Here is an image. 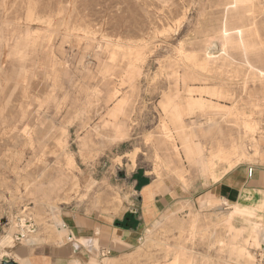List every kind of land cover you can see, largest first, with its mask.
Returning a JSON list of instances; mask_svg holds the SVG:
<instances>
[{
    "label": "rangeland",
    "instance_id": "obj_1",
    "mask_svg": "<svg viewBox=\"0 0 264 264\" xmlns=\"http://www.w3.org/2000/svg\"><path fill=\"white\" fill-rule=\"evenodd\" d=\"M225 1L0 0V258L32 264L35 255L65 244L71 217L116 226L131 214L138 226L142 188L153 182L152 190H173L185 210L155 218L141 230L139 243L121 254L95 241V255L87 248L90 257L64 264H175L178 255V264H258L264 209L226 210L209 199L202 203L210 207L197 208L193 202L227 173L264 166V74L242 66L219 74L225 68L216 41L220 28L240 25L238 11L226 15ZM245 7L249 59L264 73V0ZM205 47L219 73L181 53L204 57ZM175 69L193 76L187 81L192 94L176 85ZM179 96L187 105L183 112ZM121 102L126 115L116 117ZM210 114L251 123L249 130L232 123L236 129L224 128L246 148L240 162L230 159L232 167L214 151L223 136L203 125ZM115 123L124 140L115 141ZM166 134L167 147H160L157 139ZM230 143L227 137L224 145ZM167 158L182 174L166 167ZM207 162L213 170L204 169ZM236 208L241 213L226 222Z\"/></svg>",
    "mask_w": 264,
    "mask_h": 264
},
{
    "label": "crops",
    "instance_id": "obj_2",
    "mask_svg": "<svg viewBox=\"0 0 264 264\" xmlns=\"http://www.w3.org/2000/svg\"><path fill=\"white\" fill-rule=\"evenodd\" d=\"M153 182H149L141 191V209L135 229H126L112 224H102L71 217L69 222L68 239L58 248H51L46 253L35 255L32 264H64L74 260L82 262L90 257V252L96 254L98 248L110 253L121 254L139 243L141 230L148 226L155 218L168 210L183 211L181 199L175 198L171 189L160 186L157 191L152 190ZM204 199L216 202V207L226 210L233 205L255 206L264 209V166L253 167V174L249 176V169L233 170L227 173L221 181L210 187L204 194L194 198V205L198 208L210 207L203 204ZM261 211V210H260ZM135 214V211H133ZM118 219L117 221H122ZM95 241L98 248L94 246ZM263 248V249H262ZM264 252V243L257 252ZM257 252L255 253L257 255ZM91 254V255H92Z\"/></svg>",
    "mask_w": 264,
    "mask_h": 264
},
{
    "label": "bare ground",
    "instance_id": "obj_3",
    "mask_svg": "<svg viewBox=\"0 0 264 264\" xmlns=\"http://www.w3.org/2000/svg\"><path fill=\"white\" fill-rule=\"evenodd\" d=\"M225 1V0H224ZM226 2V4H225V7L227 8V14L226 15H228L230 12H232V11H238V15H239V19L238 18H236L235 20H237L238 21V23L240 24V25H237L236 27H231L229 24H228V22H226L224 25H223V27H221L220 28V39L219 40H216V41H219V45H220V47H221V49H222V51L225 53V58L223 57V60H224V70L222 71V73H219L218 71V69L217 68H214V67H212L211 65H212V57H211V55H214L213 54V52H211L209 49H208V47L206 48L205 47V53L202 55V56H204V57H201V54H198L199 52H195V53H187V51H185L184 49H183V51L181 52L183 55H187L188 56V58L190 59V60H192L196 65H198V66H200L203 70H205V71H207V72H213V73H219V74H221V75H225V73H228L229 72V70L232 68L233 69V66H238V68L239 67H244L248 72H251V71H255V70H257L256 72H257V74L259 75V76H261V77H263L262 75L264 74L261 70H258V69H256L255 67H254V65L251 63V60L249 59V57H251V55H249L250 53H251V48H250V46L246 43V40H245V35H246V32H245V22L243 21V19H245V18H242V16L244 15V13L245 12H247L246 10H247V7H245L244 8V6L245 5H247V4H249V3H251L252 2V0H227V1H225ZM254 4V3H253ZM216 8H218V7H216ZM221 8H223V7H221ZM241 10H243V11H241ZM239 11H240V13H239ZM223 12H224V10H223ZM242 13V14H241ZM223 14V13H222ZM257 14V13H256ZM245 15H246V13H245ZM244 15V16H245ZM224 16H225V14H224ZM240 16H241V18H240ZM217 19V18H216ZM219 20V19H218ZM251 21V20H250ZM219 22V21H218ZM217 22V23H218ZM222 23V22H221ZM235 23V22H234ZM252 23V22H251ZM250 23V24H251ZM264 23V22H263ZM220 26V25H219ZM249 26V25H248ZM251 26V25H250ZM258 26H259V24H258ZM261 26V25H260ZM259 26V27H260ZM218 27V26H217ZM259 27H258V29H259ZM250 28V27H249ZM7 29V28H6ZM216 30V29H215ZM261 30H263L262 28H261ZM258 33V32H257ZM25 34H27V33H25ZM217 34H218V32H217ZM216 34V35H217ZM219 35V34H218ZM260 35V34H259ZM42 36V35H41ZM49 36V35H48ZM257 36H258V34H257ZM70 37V36H69ZM209 37V36H208ZM212 37H213V35H212ZM48 38V37H47ZM50 38V37H49ZM206 38V37H205ZM214 38V37H213ZM216 38V37H215ZM250 38V37H249ZM261 38V37H260ZM38 39V38H37ZM109 38H107V40H108ZM218 39V38H217ZM40 40V39H39ZM43 40H44V37H43ZM47 40V39H46ZM208 40V39H207ZM259 40V39H258ZM48 41V40H47ZM52 41V40H51ZM204 41V40H203ZM213 41V40H212ZM17 42V41H16ZM21 42V41H20ZM29 42H31V41H29ZM113 42V41H112ZM207 42V41H206ZM209 42V41H208ZM44 43V42H43ZM205 43V42H204ZM210 43H212L211 42V40H210ZM38 44V43H37ZM50 44V43H49ZM205 44H207V43H205ZM42 45H44V44H42ZM48 45V44H47ZM113 45V44H112ZM21 45H19V47H20ZM204 46V45H203ZM216 46H218L217 44H216ZM22 47V46H21ZM24 47V46H23ZM23 47L21 48V49H23ZM49 47V46H48ZM47 47V49H49ZM219 47V46H218ZM254 48V47H253ZM19 49V48H18ZM36 49V48H35ZM42 49V48H41ZM46 49V48H45ZM51 49H52V47H51ZM51 49H49V50H51ZM104 49V48H103ZM118 49V48H117ZM28 50H29V48H28ZM39 50V49H38ZM53 50V49H52ZM51 50V51H52ZM204 50V49H203ZM263 50H264V48H263ZM42 51H44V50H42ZM50 51V52H51ZM221 50H219V53H221L220 52ZM20 52H21V50H20ZM30 52V51H29ZM33 52V51H32ZM46 52H48V51H46ZM53 52V51H52ZM259 52V51H258ZM31 53V52H30ZM38 53V52H37ZM203 53V52H202ZM215 53V52H214ZM29 54V53H28ZM252 54V53H251ZM105 55V54H104ZM219 54H217V56H218ZM253 55H255V54H253ZM258 56V55H257ZM30 57V56H29ZM241 57V58H240ZM260 57V56H259ZM255 58H257V57H255ZM111 59H112V57H111ZM111 59H109V60H111ZM220 59H222V58H220ZM258 59V58H257ZM216 59H214V61H215ZM254 60V59H253ZM106 61V60H105ZM107 61H108V58H107ZM106 61V62H107ZM264 62V61H263ZM53 63V62H52ZM111 63H112V61H111ZM54 64H55V62H54ZM58 64V63H57ZM109 64V63H108ZM107 64V65H108ZM100 65H102V64H100ZM106 65V64H105ZM57 66V65H56ZM176 66H177V68H180L181 67V64H179V63H176ZM221 66V65H220ZM223 66V65H222ZM106 67V66H105ZM104 67V68H105ZM186 70H188L189 71V68L187 67V66H183ZM53 68V67H52ZM172 68V67H171ZM219 68V67H218ZM221 68V67H220ZM57 69V68H56ZM55 69V70H56ZM167 69V68H166ZM174 69V68H173ZM54 70V71H55ZM104 70V69H103ZM139 70V69H138ZM172 70V69H171ZM222 70V69H221ZM58 71V70H57ZM57 71H55V72H57ZM110 71V70H109ZM140 71V70H139ZM232 71V70H231ZM190 72V71H189ZM171 73V72H170ZM230 73H232V72H230ZM55 74V73H54ZM138 74H139V72H138ZM204 74V73H203ZM245 74H248V73H245ZM256 74V75H257ZM22 75H23V71H22ZM136 75H137V73H136ZM140 75V74H139ZM27 76V75H26ZM171 76V75H170ZM173 76H174V81H175V83H176V85H181L180 83H183L184 84V86H186L187 87V81H189V80H192V75H190V74H188V73H185L184 75H181L180 74V72H179V70L178 69H175L174 71H173ZM235 76V75H234ZM138 77V76H137ZM21 78V77H20ZM27 78V77H26ZM135 79V78H134ZM256 79H259V78H257L256 77ZM25 80V79H24ZM104 80V79H103ZM237 80V79H236ZM248 80V79H247ZM250 80V79H249ZM254 80V79H253ZM23 82V81H22ZM111 85H112V83H111ZM246 85H248V84H246ZM108 86H109V84H108ZM112 91V90H111ZM120 91V90H119ZM187 91H188V93L189 94H192L193 93V91L190 89V87H187ZM246 91V90H245ZM112 93V92H111ZM113 94V93H112ZM216 96H218V97H227V98H230V97H232V95L230 94V93H227V94H225V93H217V94H215ZM126 97H128V96H126ZM192 96H190V99H192L191 98ZM125 98V97H124ZM100 99V98H99ZM128 99V98H127ZM179 99V100H178ZM176 105L178 106V109H179V111H181V112H183L184 110H186L187 109V105L184 103V102H182L181 100H180V96L177 98L176 97ZM131 102V101H130ZM98 103H100V102H98ZM116 103V102H115ZM101 104V103H100ZM106 104V103H105ZM126 103H123V102H121V103H119L118 105H117V108L115 109V116L117 117L118 115H123L124 117H125V115H126V111H125V108H124V105H125ZM130 104V103H129ZM128 104V105H129ZM170 105V104H169ZM169 105H167V107L169 106ZM104 106H106V105H104ZM107 107V106H106ZM172 107H173V105H172ZM202 107H204V105L202 106ZM232 111L234 112V110L233 109H231V110H229V111H226L227 112V114L228 115H230L231 113H232ZM221 114H224V113H221ZM215 115H217V114H215ZM103 116V115H102ZM108 116V115H107ZM234 116V115H233ZM236 116V115H235ZM234 116V117H235ZM115 117V118H116ZM102 118V117H101ZM219 118V117H218ZM106 122V121H105ZM111 123V122H110ZM234 124V125H237V126H239V127H241V126H243L246 130H249V129H251V123L249 122V121H243V122H241L240 121V119L238 118V116H237V118H236V121H235V118H234V120L232 119V120H230L229 121V119L227 120V118L226 117H224L223 119H217L216 118V116H214V115H212V114H210V115H208L207 117H206V120H205V123L203 124V125H206L209 129H212V130H216L217 132H219L223 137L221 138V139H219L218 140V144L215 146V148H214V151H215V153H216V155L221 159V161H225V162H228L229 164H230V167H232V165H231V162H230V159L231 158H233V157H236L237 158V160H236V162L235 163H237V162H240L243 158H245L246 157V152H245V147H244V142L242 141V139L241 138H239V139H241V141H239V142H237L236 143V141H234L232 138L234 137V136H232V135H228V134H225L224 133V128L227 126L229 129H236L235 127L233 128V127H230V126H228V125H230V124ZM116 124V123H115ZM225 124H227V125H225ZM100 125H101V123H100ZM99 125V126H100ZM203 125H200V127H199V129L200 130H202L203 129ZM24 128V127H23ZM98 128H100V127H98ZM97 128V129H98ZM107 128H108V126H107ZM96 129V130H97ZM114 129H116L115 130V132H116V135H117V140H115V141H118L119 139H121V140H124L125 138H126V135H125V133L121 130V128L116 124L115 125V128ZM28 130V129H27ZM35 130V129H34ZM106 130V129H105ZM239 130V129H238ZM98 131V130H97ZM101 131V130H100ZM103 131V130H102ZM107 131V130H106ZM114 131V130H113ZM244 131V130H243ZM20 132V131H19ZM112 132V131H111ZM245 132V131H244ZM29 133V132H28ZM27 133V134H28ZM34 133V132H33ZM32 133V134H33ZM32 134H30V135H32ZM97 134V133H96ZM20 135V134H19ZM34 135V134H33ZM98 135V134H97ZM100 135V134H99ZM247 135V134H246ZM245 135V136H246ZM114 136V135H113ZM27 137V139H28V136H26ZM227 137H229L230 139H231V143H230V147L228 148V147H226L225 145H224V142H225V140H226V138ZM239 137V136H238ZM241 137V136H240ZM244 137V136H243ZM24 138V137H23ZM33 138V137H32ZM88 138V137H87ZM246 139V138H245ZM249 139H250V137H249ZM26 140V139H25ZM29 140V139H28ZM248 140V139H247ZM253 140V139H252ZM157 141H158V144H159V146L160 147H167V144H168V142H169V140L167 139V134L166 135H160V138L159 139H157ZM31 142V141H30ZM254 142V141H253ZM56 143V142H55ZM61 143H62V141H61ZM30 144V143H29ZM34 144V143H33ZM63 144H65V143H63ZM246 144V143H245ZM56 145V144H55ZM62 145V144H61ZM254 145V147H257V144H253ZM48 145H46V147H47ZM64 146V145H63ZM200 146L201 145H197V147L198 148H200ZM46 147H44V148H46ZM64 147H66V146H64ZM63 147V148H64ZM56 149H57V147H56ZM55 151V150H54ZM165 151L167 152V154H171V150H169L168 148H166L165 149ZM64 155V154H63ZM60 156V155H59ZM62 156V155H61ZM178 156V155H177ZM58 159V158H57ZM179 161V160H178ZM165 165H166V167L168 168V169H173L176 173H177V171H180L181 172V174H182V169H180V167H179V165H178V163H175V162H173L170 158H167L166 159V161H165ZM48 167V166H47ZM49 168V167H48ZM204 169L205 170H213L212 169V164L210 163V162H207L205 165H204ZM47 171V170H46ZM44 172H45V170H44ZM44 174V173H43ZM60 175V174H59ZM181 175L179 174V177H180ZM41 177V176H40ZM59 177V176H58ZM60 177H61V175H60ZM62 178H64V177H62ZM39 180V179H38ZM55 180V179H54ZM58 181V180H57ZM62 181V180H61ZM60 181V182H61ZM65 181V180H64ZM36 182H37V180H36ZM35 182V183H36ZM25 183V182H24ZM58 183H59V181H58ZM66 183V182H65ZM26 184V183H25ZM51 184H52V182H51ZM27 185V184H26ZM33 185V184H32ZM51 186V185H50ZM53 186V185H52ZM55 186H57V185H55ZM28 187V186H27ZM60 187V185L58 186V188ZM29 188V187H28ZM58 188H57V190H58ZM61 188V187H60ZM73 188H74V186H73ZM72 188V189H73ZM54 189H56V188H54ZM64 189V188H63ZM37 190V189H36ZM50 190H52V189H50ZM56 190V191H57ZM69 191V190H68ZM73 191V190H72ZM70 192V191H69ZM73 193V192H72ZM32 194V193H31ZM35 195V194H34ZM59 195V194H58ZM39 196V195H38ZM45 196V195H44ZM57 196V195H56ZM74 196V195H73ZM76 197H77V195H75ZM42 198H43V196H41ZM48 198V197H47ZM57 198V197H56ZM33 199H35V198H33ZM37 199V198H36ZM35 199V200H36ZM96 199V198H95ZM34 200V201H35ZM38 200V199H37ZM40 200V199H39ZM42 200V199H41ZM44 201L46 200V198L45 199H43ZM48 201V200H47ZM37 202V201H36ZM58 202V201H57ZM43 203V202H42ZM38 204H39V201H38ZM37 204V205H38ZM61 204V203H60ZM97 206V205H96ZM37 207V206H36ZM47 207V206H46ZM46 207H44V208H46ZM94 207H95V205H94ZM41 208H42V206H41ZM51 208V207H50ZM37 209V208H36ZM56 209V208H55ZM241 213V210L240 209H238V208H236L235 210H233V212H232V215L231 216H229L228 217V219H226V222H230L231 221V219L234 217V216H236V215H238V214H240ZM42 219V218H41ZM44 219V218H43ZM186 219V218H185ZM191 221V220H190ZM195 221V220H194ZM190 223V222H189ZM195 223V222H194ZM194 223H192V224H194ZM43 226V225H42ZM48 226H50V225H48ZM45 227H46V225H45ZM51 227V226H50ZM183 228V227H182ZM191 229V228H190ZM190 229H189V231H190ZM45 230V229H44ZM47 231V230H46ZM195 231V230H194ZM48 232V231H47ZM188 232V231H187ZM207 232V231H206ZM209 232V231H208ZM194 233V232H193ZM192 233V234H193ZM196 234H197V232H196ZM196 236V235H195ZM20 237V236H19ZM20 239H22V238H20ZM185 245V244H184ZM165 246H167V245H165ZM175 246V245H174ZM179 246V245H178ZM163 247V246H162ZM170 248V247H169ZM177 248V247H176ZM175 248V249H176ZM180 248V247H179ZM163 249V248H162ZM182 250V249H181ZM163 251V250H162ZM164 252V251H163ZM186 252V251H185ZM185 252H183V253H185ZM174 253V252H173ZM177 253H179V252H177ZM0 254H2V252L0 253ZM7 254V253H6ZM5 254V255H6ZM171 254V253H170ZM176 254V253H175ZM174 254V255H175ZM181 254V253H180ZM189 254V253H188ZM187 254V255H188ZM191 254V253H190ZM3 255V254H2ZM193 255V254H192ZM195 255V254H194ZM168 256V255H167ZM181 256H183V255H181ZM180 255H178V256H175L176 258H175V264H178V263H180V261H179V259H180V257H181ZM185 256V255H184ZM163 257H166V256H164L163 255ZM186 257V256H185ZM185 257H182L183 259L185 258ZM5 258H8V257H6V256H3V259H5ZM189 258V257H188ZM195 258V257H194ZM193 258V259H194ZM0 259H2V258H0ZM2 259V260H3ZM165 259V258H164ZM190 259V258H189ZM112 260V259H111ZM187 260V264L189 263L188 262V259H186ZM108 261V260H107ZM184 261H185V259H184ZM106 262V261H105ZM109 262H111V261H109ZM116 262V261H115ZM170 262H171V260H170ZM173 262V261H172ZM182 262V261H181ZM186 262V261H185ZM192 261L190 260V263H191ZM195 262V261H194ZM197 262V261H196ZM193 263V262H192ZM107 264V263H106ZM182 264V263H181Z\"/></svg>",
    "mask_w": 264,
    "mask_h": 264
},
{
    "label": "trees",
    "instance_id": "obj_4",
    "mask_svg": "<svg viewBox=\"0 0 264 264\" xmlns=\"http://www.w3.org/2000/svg\"><path fill=\"white\" fill-rule=\"evenodd\" d=\"M133 219H135L133 215H127L123 222H116V225L126 229H135L137 225Z\"/></svg>",
    "mask_w": 264,
    "mask_h": 264
},
{
    "label": "built area",
    "instance_id": "obj_5",
    "mask_svg": "<svg viewBox=\"0 0 264 264\" xmlns=\"http://www.w3.org/2000/svg\"><path fill=\"white\" fill-rule=\"evenodd\" d=\"M253 174V169H249V176H252ZM257 261L258 264H264V252H257Z\"/></svg>",
    "mask_w": 264,
    "mask_h": 264
},
{
    "label": "water",
    "instance_id": "obj_6",
    "mask_svg": "<svg viewBox=\"0 0 264 264\" xmlns=\"http://www.w3.org/2000/svg\"><path fill=\"white\" fill-rule=\"evenodd\" d=\"M1 264H17L14 261L10 260L9 258H5L2 260Z\"/></svg>",
    "mask_w": 264,
    "mask_h": 264
}]
</instances>
